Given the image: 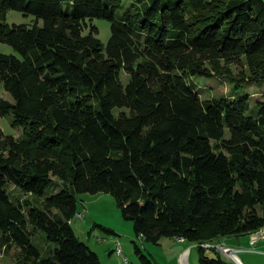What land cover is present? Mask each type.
Wrapping results in <instances>:
<instances>
[{
    "label": "trees",
    "instance_id": "1",
    "mask_svg": "<svg viewBox=\"0 0 264 264\" xmlns=\"http://www.w3.org/2000/svg\"><path fill=\"white\" fill-rule=\"evenodd\" d=\"M122 6L0 0V43L20 55L0 53V86L13 97L0 99V118L12 112L23 129L15 138L0 128V253L16 246L17 264H102L71 222L80 195L107 194L138 239H183L199 264H235L202 245L264 228V95L253 111L243 96L204 100L193 78L264 80V0ZM12 10L35 23L9 24ZM94 19L111 23L106 46ZM12 184L59 191L38 208L16 204ZM39 232L55 244L46 257L32 242ZM134 244L137 264H155Z\"/></svg>",
    "mask_w": 264,
    "mask_h": 264
},
{
    "label": "rangeland",
    "instance_id": "2",
    "mask_svg": "<svg viewBox=\"0 0 264 264\" xmlns=\"http://www.w3.org/2000/svg\"><path fill=\"white\" fill-rule=\"evenodd\" d=\"M122 1L123 6L120 10L121 14L127 11L131 0ZM7 22L9 24H26L32 26L35 23V18L33 16H25L21 12L12 10L8 12ZM93 24L99 30V39L102 44L106 46L111 37V23L103 19H94ZM0 53L14 55L17 57L20 56L13 47L2 43H0ZM233 70L235 71L237 77H242L240 75L241 70L245 69L233 66ZM122 76L124 85H127L129 77H126L124 74ZM193 82L195 83L197 92L202 99L205 100L221 97L234 99L238 96H243L249 98L251 111L257 109V103L263 99L264 95V80L259 82H240L231 81L228 78L221 77H214L210 79L195 77L193 78ZM0 99H5L13 103V97L3 88V86H0ZM14 120L15 117L12 112L5 117H1L0 128L6 136L21 138L23 137V129L21 127H14ZM58 191L59 190L55 185H51L46 188L45 194L42 197H38L25 195L13 184L9 187V192L12 194V200L16 204L28 201L32 206L38 208H43L44 203L42 205V202L47 197L56 194ZM78 199L79 213H81L82 210H87V218L85 221H78L79 218L75 217L71 222L72 227L79 239L87 243L90 248L99 255L102 264H128V261L130 264L139 263L138 256L135 253V242L138 243L144 253L154 260L155 264H180L179 261H177L179 257L178 251L171 248L170 240L164 239L160 242V244L155 245L153 243H148L143 239H138L136 237L134 223L124 219L121 209L118 207L116 200L111 195L83 194L80 195ZM28 211L29 210L27 209L26 213ZM94 222L106 229L112 230L116 235L109 234L104 229L95 226ZM257 234L258 233L255 232L239 238H226L230 245V247H227L240 249L238 257L243 264H264V256L259 254V250H262L259 246L260 243L257 246L256 244L258 242L254 246L251 245L252 240L257 237ZM117 241L122 243L121 245L124 249L123 257L117 254ZM32 242L41 251L44 257H46L47 254L55 247V244H51L47 241L43 232L36 234L33 237ZM216 242L217 240L209 242L208 244H224ZM50 245L52 246L51 250L49 247ZM214 247L209 249L204 247L206 254L211 253L214 255L217 252ZM19 253L20 251L16 246H12L8 252L3 250L0 253V264H17ZM223 257L226 260L237 264L232 258L230 259L226 256ZM188 258L190 261H188ZM126 259H128V261ZM186 262H188V264H199V251L197 248H194L193 246L191 247V252L187 254Z\"/></svg>",
    "mask_w": 264,
    "mask_h": 264
},
{
    "label": "built area",
    "instance_id": "3",
    "mask_svg": "<svg viewBox=\"0 0 264 264\" xmlns=\"http://www.w3.org/2000/svg\"><path fill=\"white\" fill-rule=\"evenodd\" d=\"M87 213L88 211L87 210H82L81 211V216H80V219H78V221H85V219L87 218ZM260 241H264V237L262 236H257L254 241L251 242V245H255L257 242H260ZM117 245V254L119 256H124V253H123V249H122V245L119 241H117L116 243ZM215 246V247H214ZM203 248H212L214 247V249L217 251L214 255L211 254V257H216L217 255H221V256H226L228 258H232L237 264H243L241 262V260L239 259L238 257V253L240 252V249H234V248H229L227 247V245H210V246H202ZM127 260V259H126Z\"/></svg>",
    "mask_w": 264,
    "mask_h": 264
},
{
    "label": "crops",
    "instance_id": "4",
    "mask_svg": "<svg viewBox=\"0 0 264 264\" xmlns=\"http://www.w3.org/2000/svg\"><path fill=\"white\" fill-rule=\"evenodd\" d=\"M90 215V213H89ZM94 224H97L96 222H94ZM99 225V224H98ZM249 237V236H248ZM170 240V245H171V248L173 250H177L178 251V260L180 264H188V262H186V257H187V254L191 252V247L193 246L194 248H197V245L196 244H191V243H188L187 241L185 240H180V239H177V238H172V239H168ZM216 243H224V244H228L227 246L230 247L229 243L227 242V239H220L218 240ZM260 243V244H259ZM122 244V243H121ZM259 244L260 248H262V250H259V254L263 255L264 256V241H260L256 244V246ZM169 245V246H170ZM249 246H250V241H249ZM258 246V247H259ZM122 249H123V246H122ZM235 249H238V248H235ZM256 250V248H255ZM251 252V251H250ZM115 253V251H114ZM123 253H124V249H123ZM208 256L211 257V253L208 254ZM128 261V259H127ZM188 261L189 258H188ZM128 264H130V262L128 261Z\"/></svg>",
    "mask_w": 264,
    "mask_h": 264
},
{
    "label": "bare ground",
    "instance_id": "5",
    "mask_svg": "<svg viewBox=\"0 0 264 264\" xmlns=\"http://www.w3.org/2000/svg\"><path fill=\"white\" fill-rule=\"evenodd\" d=\"M81 213H79L78 215H76V218L80 219ZM257 236H262L264 237V228H262L261 230L257 231ZM254 241V240H252ZM221 245H226V244H221ZM203 246H210L209 244L203 245Z\"/></svg>",
    "mask_w": 264,
    "mask_h": 264
}]
</instances>
